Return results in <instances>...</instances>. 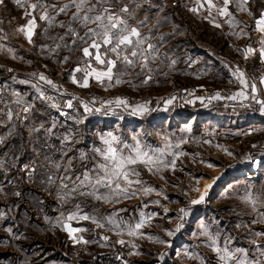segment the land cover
Here are the masks:
<instances>
[{"label":"rangeland","instance_id":"374dc122","mask_svg":"<svg viewBox=\"0 0 264 264\" xmlns=\"http://www.w3.org/2000/svg\"><path fill=\"white\" fill-rule=\"evenodd\" d=\"M233 1L236 3V0ZM36 2L21 0L22 6H18L15 0H6V6H0V137L5 138V143L0 145V162L11 164L13 154L21 156L15 168L0 169V186L3 187L0 192V264H225L210 246L208 238L200 234L201 224L215 235L219 247L223 248L227 242L230 251L242 248L247 250L250 260L264 262V247H256V244L264 245V235H257L264 233V126L259 125L250 129V132L248 129L242 135L234 133L238 129H235L236 119L232 118L222 126L221 134L211 129H201L195 123L198 119L190 116L192 114L188 111L198 110L202 104V100L197 99L200 92L203 89L228 87L231 95L235 84L232 79H226L222 69L218 68L217 72L204 79H197L194 70H186L182 65L185 58L182 48L192 40L218 51V57L224 63L238 65L240 62L250 74L258 77L264 72V62L259 61L258 51L245 58L237 46L244 45L245 51L249 46L259 49L264 34L249 23L243 26L245 31L241 29L245 34L234 35L232 33H239L236 28L231 30L224 27L232 36L229 39L221 37L216 28L203 21L202 18L209 15L207 9L191 12L187 6L188 0H163L166 7L160 15L167 19H162L157 25V13L153 11L141 29L144 34L152 29L151 42L159 44L160 59L151 65L153 69H158L152 73L153 79L147 84L142 83L149 73L137 75L140 72L139 66L129 69V75L121 76L124 69L118 64L111 82L107 78L97 81L91 76L85 88L81 86L83 73L75 69L80 67L106 71V65L95 60L94 49H90V57H84L83 47L87 45L83 44L51 52L55 42L46 38L45 29L48 30V37L63 35L64 29L55 25L50 27L46 21L40 20L44 10L33 11L30 7ZM66 2L40 0V3L57 5ZM154 2L159 3L161 0ZM249 6L251 12L240 11V14L256 15L258 10L264 8V0H251ZM238 9L234 8L235 11ZM146 11H141L138 18L143 19ZM215 14L218 11L213 9L211 15ZM32 16L36 17L37 27L33 42L29 44L19 28L26 25ZM67 19V16L61 14L56 17V22ZM83 32L81 29L80 34L83 35ZM161 37H164L162 43ZM66 43L71 45V39ZM8 48L13 49L15 58L13 53L7 51ZM165 53L172 59L178 58L174 67L169 68L167 60L161 63ZM100 54L105 58L103 46ZM65 57L69 59L65 61ZM32 73H43L59 87L60 91L57 92L43 85L46 94H51L56 103L60 102L57 108L37 98L38 93L32 83H21L26 79L33 80ZM73 75L77 83L72 82ZM116 78L122 82L116 83ZM14 92H19L27 104L33 105L26 121L22 109L15 103ZM172 96L176 99L171 105H166L165 101ZM116 97L127 99L133 107L147 102L149 111L139 114L138 118L132 116L130 109L123 107L110 112L84 111V103L92 109L101 108V101L114 100ZM189 98L193 99L192 102H189ZM69 99L73 101L72 108L66 107ZM216 100L212 99L211 105ZM9 108L14 113L11 121L7 118ZM15 113H21L19 120L15 118ZM53 123L56 127L51 137L43 131L29 136L32 127L43 124L44 128H48ZM108 131L121 136L128 143H132V135L139 134L143 143L153 148H163V137L167 135L174 145L179 144L178 149L173 148L171 151H180L184 155L177 158L174 170L167 168L154 174L141 166L139 171L143 187L154 190L146 195L137 191V195L122 198L118 203L78 194H68L61 199L57 195L61 191L58 180L45 186L29 184L24 179L25 174L19 171L23 164L34 161L37 165L36 179L40 180L46 171V167L41 166L49 165L46 156L65 165L69 158H78L82 151L89 152L91 157V148L100 144L98 135ZM70 132L75 134L76 142H70L64 148L58 137ZM182 139L186 142L180 143ZM212 139L223 143V154L213 155L214 159H209L213 163L212 168L195 165L187 159L184 149L191 151L194 148L201 153H207L208 150V153L215 154L214 147L206 143H215ZM33 146L38 155L32 152ZM225 149L232 155L229 156ZM62 151L67 155L62 156ZM254 151L259 154H252ZM249 154L252 160L245 159ZM168 158L171 159V156ZM255 160L259 169L253 172L249 165L255 163ZM232 162L242 163L231 167L229 165ZM73 167L75 171L72 175L75 179L82 171L78 159H73ZM241 167H246L244 174L238 173ZM221 169L227 170L224 181L215 183L209 189L204 203L190 205V200L199 195L193 189L199 187L203 191L204 185L212 177L219 176ZM52 172L63 175L64 169L61 168L59 173L52 169ZM7 180L13 182L7 183ZM15 191H20L22 195L16 197L13 194ZM248 191L252 192L254 198H258L255 208L241 199ZM182 208L188 210V215L183 217L182 229L173 236H167L166 230H174L175 225L181 222L179 210ZM69 215H75L76 218L70 220ZM84 215L89 219H82ZM93 218L96 222H93ZM110 219L133 225L141 219L146 222L136 235L128 236L126 231L119 234L117 229L112 228ZM253 220L258 222L253 223ZM98 224L104 226L99 227ZM65 225L81 229L73 235L77 239L82 236L88 243H74ZM8 228H12L15 235L23 234L26 238L11 239ZM105 236L109 239H102ZM155 237L166 243H158ZM120 239L126 243H117ZM227 264H234V261H228Z\"/></svg>","mask_w":264,"mask_h":264},{"label":"snow or ice","instance_id":"6c2138e0","mask_svg":"<svg viewBox=\"0 0 264 264\" xmlns=\"http://www.w3.org/2000/svg\"><path fill=\"white\" fill-rule=\"evenodd\" d=\"M207 5V10L209 16L212 14V10L216 9L220 17H227V22L230 26H232L235 21L233 19V14L229 11V4L233 2V0H223V6L218 7L217 4L213 3V0H205ZM15 3L18 6L21 5V0H15ZM237 7L240 10L250 12L251 9L246 7L249 4V0H236ZM0 6H6V0H0ZM204 7V4L200 5ZM33 11L37 9H43V14L40 15V20L46 21L48 25L51 27L53 25L58 26L64 29L63 35H57L56 37H48L47 29H45V36L48 39H52L55 42V47L50 49L51 52H56L62 47H71L74 48L79 44L87 45L83 47V56L90 57L92 53L90 49L96 50L95 60L99 62V64L106 65V71H96L95 69H84L77 67L75 69L76 72L83 73V84L82 87H88L89 85V77L94 76L97 81H101L103 78H107L109 82L114 79V69L117 68V65L124 69L123 72L120 73L121 76L129 75V69H135L137 66L140 68V72L137 75H140L144 72L149 73L146 78L142 81V83L147 84L150 80L153 79L152 73L157 71L158 69H153L151 65L155 63L156 60L160 59L159 52V44L152 43V29H149L148 34H144L141 29L147 24L150 14L155 11L157 13V25L160 21L166 20V16H161L160 14L164 12L166 4L161 2L156 3L154 0H67L66 3H62L60 5L57 4H46L40 3V0H37L36 3H32L30 5ZM74 9V11H72ZM145 12L144 18L139 19V14L141 11ZM192 11H197L196 8L191 9ZM258 18L255 19L256 29L259 30L261 34H264V9L258 10ZM54 13V15H53ZM61 14L68 17L67 20H61L58 23L56 22V17ZM208 18V17H206ZM216 27H221L220 24H215ZM37 27L36 17L32 16L31 19L28 20V23L19 28V31L23 33L31 44L33 42V36L35 35V29ZM153 27H156L154 25ZM81 29L84 30L83 35L80 34ZM234 35H243V30L240 33H232ZM71 39V45L67 44L66 41ZM164 37L160 38V43H162ZM104 48L105 58H102L100 54L101 48ZM47 47V46H44ZM7 51L9 53H13L14 51L11 48H8ZM259 53V57L262 62H264V35L260 40L259 49L253 48L249 46L245 51L244 55L247 58L250 55L255 53ZM69 58L65 57V61ZM169 61L168 67L172 68L178 62L177 59H172L164 54V59L161 60V63L164 61ZM191 58H189V63H193ZM11 71V69H9ZM33 80H23L21 83H32L33 87L36 89L38 93L39 99L52 101L54 98L52 96L46 95V89L43 85L49 86L51 89L60 91L59 87L48 77H46L43 73H32ZM232 75L239 80L240 84L244 86V88L230 96L227 97L229 100H240L241 103L245 101H254L256 104L260 106V111L264 113V99L258 98V89L255 82H249L245 78V74L243 72H233ZM15 79V77H13ZM72 82L77 83L75 75L72 77ZM121 79L116 78V83H121ZM260 83L264 84V77L260 78ZM250 86L251 94H249L244 89H248ZM13 95L16 97L15 103L22 109V114L24 120L29 119V114L33 108V105L27 104L22 95L19 92H14ZM219 92H217L214 96L209 97V100L212 99H224ZM175 96L168 98L165 101L166 105H171ZM197 99L203 100V97H197ZM192 102V101H189ZM147 102L145 104H137L135 107L131 106L127 99L123 97H116L114 100L101 101V108L92 109L88 106L87 103H84V111H106L110 112L115 110L116 108H125L130 109L133 114H144L149 109L147 108ZM53 108H57L58 105L56 103H52ZM67 108L73 107L72 99H69L66 102ZM21 113H15V118L19 120ZM14 113L9 108L7 111V118L9 121L13 119ZM82 122V121H81ZM56 127L55 123L51 125V127L44 128L43 124L38 127H32L29 131V136L31 137L34 133H40L41 131L45 132L49 137L53 135V129ZM11 129L9 132L11 133ZM190 131V129H188ZM61 145L66 148L68 143L76 142L75 134L68 133L63 136L58 137ZM98 139L100 140V144L94 145L90 152H80L78 158L73 157L69 158L65 164L57 163L52 161L49 157H45L46 160H49V165L41 166L46 167V171L44 173V178L37 180V165L36 163L30 162L23 164L22 168L19 171L23 172L24 179L29 184H39V186L52 185L57 180L60 184V190L57 195L59 198L64 199L68 194H78L81 196H93L97 200H103L106 202H115L118 203L122 198H131L137 195V191H142L143 194H149L154 189L151 187H143V182L140 178L139 168L141 166L145 167L147 171L151 173H160L164 169L172 168L175 169L177 158L184 155L183 152L180 151H171L173 148H179V144H173L172 140L165 135L163 137L164 146L163 148H153L150 145L143 143L139 134H134L131 136L132 143H128L125 139H122L121 136L114 134L112 131H108L106 133H102L98 135ZM183 139L180 143H185ZM5 143V138L0 137V145ZM31 143V141H29ZM206 143H210V141H206ZM255 147V145H253ZM21 149L23 150V145H21ZM229 156L232 155L231 152H228L225 149ZM32 152L37 153V149L35 146L32 147ZM67 153L62 151V156H66ZM171 156V159L168 157ZM20 155H12V163L9 164L7 161L0 162V169L9 170L11 168H15L20 161ZM73 159H78L81 164L82 171L79 175L75 176L73 179L72 173H74L75 169L73 167ZM247 160H252L253 157L251 154L245 157ZM89 164L91 166H89ZM209 168H212V164H208ZM63 168V175L53 174L52 169L56 170V173H59V170ZM219 177H212L211 181L204 185L203 191L199 187L193 189L199 195L197 198L190 200V205H199L205 202L206 197L208 196L209 189L217 182ZM13 181L7 180V183H12ZM71 185V187H69ZM3 191V187L0 186V192ZM61 192L63 194H61ZM16 197H20L22 194L20 191H15L13 193ZM242 201L252 205L254 208L258 204V198H254L251 191H248L245 196L241 197ZM159 203V201H156ZM146 206V205H145ZM167 208H165V212H167ZM180 223L175 225L174 230H166L167 236H173L176 232H179L183 227V217L188 215L187 209H180ZM70 220L75 219V215H69ZM82 219H89L87 215L81 217ZM147 219H151L148 217ZM93 222H96L95 218H93ZM145 219H141L139 222L133 224L116 220H109V224L112 228L117 229L119 234L123 232H127L128 236L136 235L145 224ZM257 220H253V223H257ZM99 227H103L104 225L98 224ZM67 228L70 238L74 243H85L88 241L84 240L81 236L79 239L73 235L76 232H80L79 228H71L68 225H65ZM201 235L208 238L210 246L217 253L219 259L224 261L227 264L228 261H234V264H264V262L260 260H250L247 250L242 248H236L235 250L230 251L227 242H225V246L223 248L219 247L217 243V239L215 235L209 231V229L201 224ZM7 232L10 235L11 239H21L26 238L23 237V234L15 235L13 233L12 228H8ZM257 235H264V233H259ZM150 239L152 237H149ZM104 240H108V237H102ZM158 243L164 244L165 240L160 239L159 237H155ZM117 243L124 245L126 242L123 239L117 241ZM255 243V241L253 242ZM133 248L136 245H132ZM256 247L262 248L264 245L256 244ZM264 255V253H262ZM161 259H163V253L161 254ZM127 264V262H126Z\"/></svg>","mask_w":264,"mask_h":264},{"label":"crops","instance_id":"0c3cea01","mask_svg":"<svg viewBox=\"0 0 264 264\" xmlns=\"http://www.w3.org/2000/svg\"><path fill=\"white\" fill-rule=\"evenodd\" d=\"M250 2L251 0H249V4L246 7L250 8L249 6ZM213 3L217 4L218 7L223 6V0H213ZM201 4H204V7H201L200 6ZM187 6L191 12H192L191 9L193 8H196L199 10L203 8L207 9L205 0H188ZM234 8H238V7H237V3L233 1L232 3L229 4V11L233 14V19L235 21V23L232 26H230L229 23L227 22L228 20L227 17H220L219 14H215L211 16L207 15V16H204L202 19L203 21L207 22V24L210 25L211 27L213 26L214 28H216L219 31L221 37H225L227 39H229L230 35L232 36V34L230 33L228 29H224V27L230 28L231 30L236 28L235 30L240 33L241 29L245 31V28L243 26H246V24L251 23L252 25L256 26L255 19L258 18L259 12H257L256 15H253V13H251V15H248V14H245V13H248V11H243L240 9H238V11H235ZM240 11L245 12L242 15L248 16V17L242 16L240 14ZM217 23L220 24L221 27H216L215 24ZM197 44H200V45H197ZM237 48L238 50L241 49L243 51V53L241 54L242 57L245 56L244 55L245 46L238 45ZM182 51H183V54L185 55V58L182 62L183 67L186 70H194L195 77L197 79H204L209 74L213 72H217L218 68L222 69L226 75V79L227 80L232 79V82L235 84V87L233 88L232 93H231L232 95L244 88V86L240 84L239 80L236 79L232 75V73L236 72L238 74L239 72H243L245 74V78L249 82L256 83V86L258 89V98L264 99V84L260 83V78L264 77V72L258 75V77H256L255 75L250 74L244 68L243 64H241L240 62L238 65H236V63H233V65L231 63L230 64L224 63L223 60H221L218 57L219 55L218 51L209 48V46H207L206 44H203L202 42L196 43L191 40L189 43H187V45H185L182 48ZM189 58H191V61H194V62L189 63ZM259 61H261V59ZM200 87L202 88V86H195L194 88H200ZM244 90L247 91L249 94H251L250 86L248 89H244ZM183 92H182V95H183ZM188 100L192 101L193 99L189 98ZM188 111L192 114L190 116H194L195 118L198 119L197 120L198 122H195V123L196 125L198 124L201 129H204V128L211 129V130H214L218 134L223 133L222 126H224L225 122L227 123V121L232 118L236 119L237 125H235V127L237 128L235 129H238L237 130L238 132H234V133H239V134L242 133V135H245L246 130L248 131V129L250 132L252 129H255L259 125L264 126V113L260 111V106L256 104L254 101H245L242 104L240 100L233 101L227 98L219 99V100H216L209 107L202 106L201 104L198 110L190 109ZM182 113H185V112L183 111ZM67 115L70 116L69 114ZM132 116H135L138 118V116L140 115L132 114ZM62 117L66 118L64 114H62ZM181 117L184 119L183 116ZM253 119H255L256 122H253L254 121ZM212 140H214L215 143H208V145H210L211 147H214L213 151L215 154L208 153V150H207V153H201L199 150L194 149V148L191 151L189 149H184V152H186V155H187V159L194 162L195 165H204L205 167H208V164H213L209 159H214L213 155L223 154V150H222L223 143H218L217 139H212ZM241 163L242 162H232L229 166L231 165H232L231 167L238 166ZM226 171H223V169L219 170L218 172L219 179L217 180L216 183L224 181V179L227 177Z\"/></svg>","mask_w":264,"mask_h":264},{"label":"built area","instance_id":"2783aa9c","mask_svg":"<svg viewBox=\"0 0 264 264\" xmlns=\"http://www.w3.org/2000/svg\"><path fill=\"white\" fill-rule=\"evenodd\" d=\"M217 92L220 93L222 97H228L230 95V88L226 87H221V88H214V89H203L200 92V97H203L204 99L202 100V106H209L212 103V100H209V97L214 96ZM47 96H51V94H46ZM42 101L47 104V105H52V103H56V99H53L52 101L49 100H43ZM57 105L60 104V102L56 103ZM258 151H254L252 154H257ZM259 154V153H258ZM259 161V160H258Z\"/></svg>","mask_w":264,"mask_h":264},{"label":"bare ground","instance_id":"6f19581e","mask_svg":"<svg viewBox=\"0 0 264 264\" xmlns=\"http://www.w3.org/2000/svg\"><path fill=\"white\" fill-rule=\"evenodd\" d=\"M254 121H256V120H254ZM256 161V160H255ZM257 161L255 162V163H253V164H251V165H249L250 166V171H253V172H256V171H258V167H257ZM247 170H246V167H241L240 169H239V174H244L245 172H246Z\"/></svg>","mask_w":264,"mask_h":264}]
</instances>
